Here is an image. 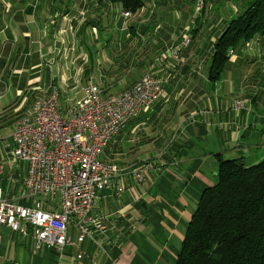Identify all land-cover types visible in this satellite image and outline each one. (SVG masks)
<instances>
[{
    "label": "crops",
    "instance_id": "0c3cea01",
    "mask_svg": "<svg viewBox=\"0 0 264 264\" xmlns=\"http://www.w3.org/2000/svg\"><path fill=\"white\" fill-rule=\"evenodd\" d=\"M249 1L204 0L192 32L191 0H143L129 17L109 1H0V187L12 202L29 204L17 180L23 163L12 168L4 148L38 98L61 89L70 108L89 84L120 93L149 73L164 86L102 157L126 169L125 191L101 192L92 211L108 234L79 243L70 227L73 245L58 253L37 251L32 235L0 225V264H176L202 194L216 184L217 156L264 161V37L230 52L220 80L209 78L217 40ZM144 167L149 172L140 183L134 172ZM54 204L59 210V202L44 205ZM123 208L134 215L116 216Z\"/></svg>",
    "mask_w": 264,
    "mask_h": 264
},
{
    "label": "built area",
    "instance_id": "2783aa9c",
    "mask_svg": "<svg viewBox=\"0 0 264 264\" xmlns=\"http://www.w3.org/2000/svg\"><path fill=\"white\" fill-rule=\"evenodd\" d=\"M191 1L196 12L190 19L189 32L205 7L204 0ZM182 45H191L189 35ZM173 56L177 60L178 52ZM163 94L162 81L146 74L129 90L112 95L98 85H87L83 96L72 103L67 117L61 110L58 89H53L50 98H38L31 116L17 123L13 145L4 148L7 160L15 167L23 163L20 170L26 168L23 196L29 204L12 202L0 189V225L23 237L32 235L37 251L47 247L58 253L73 245L70 227L77 229L79 243L92 238L95 232L108 234L103 220L92 211L101 192H124L126 169L104 161L102 156L126 125ZM236 106L242 108L243 102ZM2 171L0 165V174ZM135 178L142 182L143 173H137ZM47 202H59L60 209L54 210V205L46 209ZM131 215L134 213L130 208L116 212L122 218Z\"/></svg>",
    "mask_w": 264,
    "mask_h": 264
},
{
    "label": "trees",
    "instance_id": "16d2710c",
    "mask_svg": "<svg viewBox=\"0 0 264 264\" xmlns=\"http://www.w3.org/2000/svg\"><path fill=\"white\" fill-rule=\"evenodd\" d=\"M100 1L130 14L144 7L143 0ZM257 37H264V0H250L231 19L215 44L210 80H220L230 52ZM215 175L216 184L203 192L190 218L176 264H264V161L248 165L217 156Z\"/></svg>",
    "mask_w": 264,
    "mask_h": 264
},
{
    "label": "rangeland",
    "instance_id": "374dc122",
    "mask_svg": "<svg viewBox=\"0 0 264 264\" xmlns=\"http://www.w3.org/2000/svg\"><path fill=\"white\" fill-rule=\"evenodd\" d=\"M1 1V0H0ZM217 1H219V2H223V3H227V0H217ZM217 12V11H216ZM53 92V91H52ZM59 92H60V103H61V110H62V113L64 114V116L65 117H67L68 116V109L69 108H67V102H65L66 101V98H62V92H61V89L59 90ZM51 95H52V93H51ZM83 96V92L79 95V96H77V97H82ZM70 98H72V97H70ZM77 99H79V98H77ZM66 106V107H65ZM66 114V115H65ZM127 126V125H126ZM124 130V129H123ZM9 134H11V133H9ZM118 136V135H117ZM116 136V137H117ZM115 137V138H116ZM114 138V139H115ZM114 139H113V141H114ZM113 143V142H112ZM107 150V149H106ZM105 150V151H106ZM105 153V152H104ZM104 155V154H103ZM103 157V156H102ZM103 159V158H102ZM104 161H105V159H103ZM106 161H108V160H106ZM11 166H12V168H14V169H17V167H15V164H12V162H11ZM23 168H24V165H23ZM149 172V168L148 167H144L143 169H138V170H136L135 172H134V175H136L137 173H143V177H144V180L142 181V182H140V183H143L144 181H145V178H146V174ZM26 174V168L25 169H23V170H18V178H17V180L18 181H21V184H20V186H21V191H22V194L23 193H26L25 192V188H24V178H25V175ZM124 191H125V188H124ZM22 205V204H21ZM54 206L55 207H57V205L56 204H54ZM35 240V239H34Z\"/></svg>",
    "mask_w": 264,
    "mask_h": 264
},
{
    "label": "bare ground",
    "instance_id": "6f19581e",
    "mask_svg": "<svg viewBox=\"0 0 264 264\" xmlns=\"http://www.w3.org/2000/svg\"><path fill=\"white\" fill-rule=\"evenodd\" d=\"M35 104V103H34ZM0 165H2L1 163H0ZM0 189H2L1 187H0Z\"/></svg>",
    "mask_w": 264,
    "mask_h": 264
}]
</instances>
